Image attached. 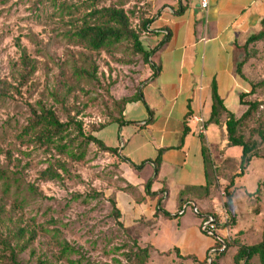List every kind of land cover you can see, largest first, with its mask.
I'll use <instances>...</instances> for the list:
<instances>
[{
    "label": "rangeland",
    "instance_id": "rangeland-1",
    "mask_svg": "<svg viewBox=\"0 0 264 264\" xmlns=\"http://www.w3.org/2000/svg\"><path fill=\"white\" fill-rule=\"evenodd\" d=\"M62 1L66 4L64 10L43 0H0V239L6 238L15 247L28 242L18 253L20 264H36L37 258L67 264L58 258L56 232L93 264H137L123 253L135 251L134 242L145 245L146 227L153 223L139 219L125 227L123 215H114L116 193L127 192L130 187L128 169L120 158L89 144L78 161L21 134L31 111H38L40 104L51 109L59 121H80L84 133L95 134L100 125L116 116L117 103L131 98L150 74L148 65L127 41L93 52L69 40L68 31L77 25L88 0ZM173 1L102 0L98 6H122L130 16L131 27L139 33L142 47L150 50L153 34L141 31L140 25L145 20L151 24L164 8L172 7ZM18 45L33 65L30 74L25 73L20 61ZM249 48L251 56L242 68L244 79L236 75L238 95L250 91L249 83L264 79V40ZM239 53L236 62L244 57L241 49ZM91 65L95 66L94 76L86 78L80 71L90 70ZM243 100L260 103L243 130L247 136L258 120L264 121V87ZM225 104L235 117L246 109L238 99L235 102L227 98ZM139 109L134 102L127 104L126 117H137ZM115 129L116 125L109 124L96 136L107 144L120 145ZM77 144L78 140H74L75 151ZM205 145L213 175L206 208L201 211L218 217V228L227 238L256 243L264 225V160L253 157L240 175L241 149L227 144L220 126ZM263 154L264 147L259 151V155ZM49 164L62 175L61 180L39 177ZM60 164L67 175L58 170ZM145 174L134 182L144 179ZM133 192L139 199L134 189ZM229 193L231 199L226 207ZM172 201L170 198L168 207ZM186 211L183 222L190 223L192 217ZM31 233L34 236L29 241ZM234 250L227 248L212 262L207 255L204 264H232ZM1 251L0 246V264H9ZM252 261L259 264L256 258ZM146 264L195 263L178 258L174 252L160 254L151 250Z\"/></svg>",
    "mask_w": 264,
    "mask_h": 264
},
{
    "label": "crops",
    "instance_id": "crops-1",
    "mask_svg": "<svg viewBox=\"0 0 264 264\" xmlns=\"http://www.w3.org/2000/svg\"><path fill=\"white\" fill-rule=\"evenodd\" d=\"M206 1L203 8L201 0H174L172 7L164 8L149 25L147 31L154 39L151 48L163 35L168 33L169 37L150 58L160 70L141 88L146 107L141 101H132L140 107L138 116L127 118L125 109L132 103L128 102L123 109L125 122L111 123L116 125L115 138L120 145L101 139L106 146L117 149L122 166L128 169L127 181L140 199L136 200L133 190L116 193L115 206L125 218L124 226L130 227L139 219L152 220L145 230L148 244L156 251L177 248L180 256H194L199 262L212 252L215 236L223 239L226 235L219 228L214 235L201 231L202 221L192 208H206L204 192H186L181 197L179 193L188 187L206 185L205 142H211L216 128L204 125L210 114L211 83L215 82L224 103L227 98L236 102L240 84L234 66L239 47L259 30L264 17V0ZM154 23L158 25L153 28ZM158 153V172L150 187L156 195L146 196L143 188L154 174L153 164L146 162L139 170L132 165L152 161ZM145 172L144 179L134 182ZM170 198L173 203L168 207ZM158 199L165 211L177 213V217H153ZM187 203L192 207L187 208ZM179 204L182 208L178 211ZM186 210L192 217L190 223L183 222Z\"/></svg>",
    "mask_w": 264,
    "mask_h": 264
},
{
    "label": "trees",
    "instance_id": "trees-1",
    "mask_svg": "<svg viewBox=\"0 0 264 264\" xmlns=\"http://www.w3.org/2000/svg\"><path fill=\"white\" fill-rule=\"evenodd\" d=\"M51 3L56 9L64 10L66 9V4L62 0H43ZM102 0H88L86 5L85 12L80 16L77 25L68 31V39L77 43L86 49L98 52L109 47H113L117 44H120L124 41H127L131 44L133 51L140 55L141 59L145 64L148 65L150 69V74L142 83V86L148 81L154 79L160 68L158 65H155L151 62V56L160 51L165 43L168 41L169 34L163 35L162 38L157 42V44L150 50H145L142 47L139 33L135 31L130 24V16L123 9L122 6L115 5H103L98 6V3ZM181 12L178 11V13ZM150 24V20H145L140 25L141 31H147V28ZM264 40V17L260 21V28L257 32L250 34L244 43L239 47L243 52V59L235 63L234 72L235 74L244 79L242 72L243 65L251 56L249 52L250 45L255 44L256 42ZM20 50V61L24 65L25 73L30 74L33 70V65L26 57V53L22 47L18 45ZM86 78H92L95 73V66L91 65V69L87 71H80ZM23 77V75H21ZM250 91L247 94H252L259 87H264V79L249 83ZM246 93H240L238 95V103L240 105L246 106L245 111L239 116L235 117L233 111L226 106L224 101L219 97L216 90L215 82L211 83V106L210 114L204 125L213 124L215 126H220L224 129L226 142L230 146H237L241 149L240 158H239V169L240 175L243 174V171L249 165L253 157H260L264 160V154L259 155V151L264 147V121L258 120L254 127H252L246 136L243 133V130L247 124V121L253 118L255 112L258 110L260 103L258 101H244ZM132 101H141L145 106V102L142 97L141 89L136 91V93L129 99H123L117 103L118 109L117 114L113 117L108 124L115 123L118 125L123 124V109L126 103ZM146 107V106H145ZM149 112V111H148ZM31 118L28 123L22 128L21 134L24 138H28L31 142H40L41 144L50 146L58 154L66 155L67 157L74 160H81L84 155V149L89 144H94L97 148L102 151L108 152L112 155H117V149L115 147H109L104 144V142L99 139L94 133H84L80 121H75L74 119H69L65 122L58 120L53 111L49 108L44 107L43 105H38V111H31ZM108 124L100 125V129L104 128ZM97 130V131H99ZM96 131V132H97ZM187 132V129L184 127V134ZM73 135V136H72ZM74 140H78V149L75 151L72 144ZM204 170L206 176V185L202 188L198 187H188L182 190L179 193L181 197L186 192H204V195H207L212 179V171L210 168L209 158L206 150H204ZM125 160V159H124ZM127 161V160H125ZM146 162H151L153 164V176L146 181L144 184V194L146 196H155V192L150 191L152 182L156 179L158 167L160 163L159 153L156 158L152 161H145L139 165H132L134 169L139 170ZM58 170L62 174H68L65 167L60 164ZM39 177L43 180H61L62 175L57 171L56 168H53L52 165H48L45 169L40 171ZM133 190V187L130 186L127 192ZM255 192H258L256 189ZM230 193L228 195L225 206L227 207L230 203ZM140 201V199H136ZM195 206L196 215L200 217V220L203 221L205 215L211 216L218 223V217L214 213H208L207 211L202 212V208L197 205ZM186 207H192L190 203L186 204ZM182 204H179L178 211L181 210ZM114 215L119 216V210L113 207ZM160 215L162 218L170 219L177 217L175 215H170L167 211L162 208V203L160 199L157 200L156 210L153 214V217ZM153 223V221H152ZM219 224V223H218ZM217 224V228H218ZM56 232V231H55ZM56 243L59 247L58 258L65 259L67 264H93L89 260L85 259L81 252L75 247L69 245L65 240L59 238L58 232L55 233ZM34 233H31L28 240H32ZM26 244L21 245L20 247L11 246L9 240L6 238L0 239V246L2 247L1 254L8 261L9 264H20L17 260L18 253L23 252L27 246ZM135 245V251L131 253H123L127 260H136L137 264H146V261L151 250H155L147 242L145 245L140 246L138 243H133ZM224 248L221 249L222 243L215 240L214 249L216 251L210 253L208 256L211 258V262L215 259L221 257L227 248L233 247L234 253L232 255V264H255L252 260L257 259L259 264H264V225L261 230V235L259 241L253 244H245L237 240L235 237L229 239V237L223 238ZM219 249V250H218ZM156 251V250H155ZM118 252V251H116ZM169 252H174L178 258L191 260L195 264H204V261H197L194 256H180L177 248H172L170 251H158L160 254H168ZM30 255L33 256L34 252L30 251ZM71 256H77L75 259H69ZM118 262V261H116ZM36 264H52L45 259L37 258Z\"/></svg>",
    "mask_w": 264,
    "mask_h": 264
},
{
    "label": "built area",
    "instance_id": "built-area-1",
    "mask_svg": "<svg viewBox=\"0 0 264 264\" xmlns=\"http://www.w3.org/2000/svg\"><path fill=\"white\" fill-rule=\"evenodd\" d=\"M200 4H201V6L203 8H205L206 5H207V1L206 0H201V3ZM192 210H193L194 213H196L195 207H193ZM218 223L214 220L213 217L208 216V215H205L204 220L200 224V229H201L202 232H204V233H206L208 235H214L215 231L217 230V224ZM215 240H217L220 243H222L221 249L224 248V244H223V239L222 238H219V237L215 236ZM216 250L217 249H214L213 248L212 252H214Z\"/></svg>",
    "mask_w": 264,
    "mask_h": 264
}]
</instances>
